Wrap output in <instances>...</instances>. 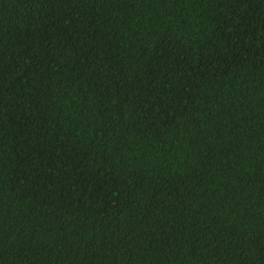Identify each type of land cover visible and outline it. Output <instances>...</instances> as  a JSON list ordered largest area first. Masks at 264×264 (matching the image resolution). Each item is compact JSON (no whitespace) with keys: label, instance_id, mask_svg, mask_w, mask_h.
<instances>
[{"label":"trees","instance_id":"16d2710c","mask_svg":"<svg viewBox=\"0 0 264 264\" xmlns=\"http://www.w3.org/2000/svg\"><path fill=\"white\" fill-rule=\"evenodd\" d=\"M0 264H264V0H0Z\"/></svg>","mask_w":264,"mask_h":264}]
</instances>
